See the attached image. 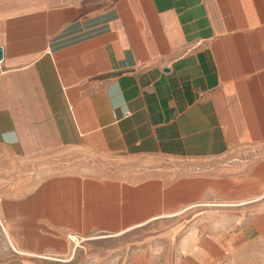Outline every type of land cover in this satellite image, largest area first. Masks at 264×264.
I'll return each mask as SVG.
<instances>
[{"label":"crops","instance_id":"0c3cea01","mask_svg":"<svg viewBox=\"0 0 264 264\" xmlns=\"http://www.w3.org/2000/svg\"><path fill=\"white\" fill-rule=\"evenodd\" d=\"M0 49L19 252L138 234L192 264L264 257V0H0Z\"/></svg>","mask_w":264,"mask_h":264},{"label":"rangeland","instance_id":"374dc122","mask_svg":"<svg viewBox=\"0 0 264 264\" xmlns=\"http://www.w3.org/2000/svg\"><path fill=\"white\" fill-rule=\"evenodd\" d=\"M99 237L101 236L78 239L70 236L72 240H70L72 243L70 254L57 259L37 258L19 252L15 248L7 233V228L0 220V264H192L191 261L177 258V253L171 246H165L162 242L149 248L151 244L147 243L149 239L147 236H143L142 240H140L142 236L138 234L128 236L126 239L121 237L100 239ZM248 246V251H252V245ZM262 255L264 256V253ZM233 261L231 260L228 264L239 262L264 264V257Z\"/></svg>","mask_w":264,"mask_h":264},{"label":"water","instance_id":"95a60500","mask_svg":"<svg viewBox=\"0 0 264 264\" xmlns=\"http://www.w3.org/2000/svg\"><path fill=\"white\" fill-rule=\"evenodd\" d=\"M1 57H2V51H1V49H0V59H1Z\"/></svg>","mask_w":264,"mask_h":264},{"label":"built area","instance_id":"2783aa9c","mask_svg":"<svg viewBox=\"0 0 264 264\" xmlns=\"http://www.w3.org/2000/svg\"><path fill=\"white\" fill-rule=\"evenodd\" d=\"M68 240H71L70 236H68ZM72 241V240H71Z\"/></svg>","mask_w":264,"mask_h":264},{"label":"bare ground","instance_id":"6f19581e","mask_svg":"<svg viewBox=\"0 0 264 264\" xmlns=\"http://www.w3.org/2000/svg\"><path fill=\"white\" fill-rule=\"evenodd\" d=\"M10 228V227H9ZM99 238H106V237H99ZM78 244V243H77Z\"/></svg>","mask_w":264,"mask_h":264}]
</instances>
